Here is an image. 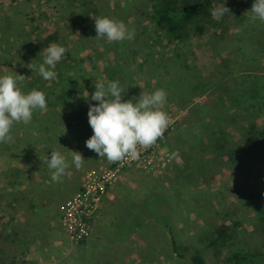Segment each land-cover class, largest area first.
<instances>
[{"label":"rangeland","instance_id":"obj_1","mask_svg":"<svg viewBox=\"0 0 264 264\" xmlns=\"http://www.w3.org/2000/svg\"><path fill=\"white\" fill-rule=\"evenodd\" d=\"M160 1L0 0V75H24L21 91L46 99L0 143V233L15 264H189L173 242L214 264L234 255L264 264V23L251 19L253 0H214L211 13L229 12L178 39L153 19ZM97 16L123 21L134 38L95 37ZM50 43L66 52L45 81L29 66ZM108 80L122 99L166 91L169 123L153 157L121 164L85 147L82 95ZM53 149L69 160L79 151L81 168L54 182L41 161ZM221 225L226 245L207 249Z\"/></svg>","mask_w":264,"mask_h":264},{"label":"clouds","instance_id":"obj_2","mask_svg":"<svg viewBox=\"0 0 264 264\" xmlns=\"http://www.w3.org/2000/svg\"><path fill=\"white\" fill-rule=\"evenodd\" d=\"M250 11L251 19L264 23V0H253ZM229 12L225 6L212 11L213 16H223ZM96 36L108 41L131 40L134 31L127 28L123 21L108 16L94 18ZM65 48L50 43L44 48L42 62L35 67L29 66L45 81L54 80L57 76L56 64L65 55ZM24 75H0V143L10 142V128L13 122L28 123L33 110H46L45 93L31 89L22 92L19 82ZM124 88L118 80L94 83V90L82 95L87 103V121L92 134L85 139V147L98 157L109 162L119 161L124 157L137 159V145L145 149L154 144L168 126L169 117L162 110L166 103L167 93L163 88L151 92L141 91L135 98L122 99ZM95 102V103H93ZM41 160V159H40ZM84 158L79 151H71L70 160L59 150L49 151L42 163L51 170L54 182L58 181L69 165L80 169Z\"/></svg>","mask_w":264,"mask_h":264},{"label":"trees","instance_id":"obj_3","mask_svg":"<svg viewBox=\"0 0 264 264\" xmlns=\"http://www.w3.org/2000/svg\"><path fill=\"white\" fill-rule=\"evenodd\" d=\"M214 0H161L154 10V21L158 27L166 30L169 34L180 39L182 32L188 25L194 24V30L197 34L203 35L205 24L203 22L211 19V8ZM197 21V22H196ZM196 22V24H195ZM192 26V25H191ZM257 137L264 140V127L259 129ZM229 228L221 225L215 229V236L208 240L207 249L225 246L229 239ZM83 243V239L80 240ZM12 240L9 236L0 233V264H15L14 250H11ZM10 249V252H9ZM173 251L179 258H184L189 254V264H214L208 261L204 252L200 248L191 246L177 245L173 242ZM186 252V253H184ZM216 259H218L216 257ZM245 257L234 255L228 262L233 264H245Z\"/></svg>","mask_w":264,"mask_h":264},{"label":"built area","instance_id":"obj_4","mask_svg":"<svg viewBox=\"0 0 264 264\" xmlns=\"http://www.w3.org/2000/svg\"><path fill=\"white\" fill-rule=\"evenodd\" d=\"M160 137H162V135L160 136ZM159 139V138H158ZM158 139L156 140V142L154 143V146L153 145H150V146H148L146 149L143 147V146H139V145H137V149H138V151H139V157L137 158V159H131V160H128L127 158H129V157H124V158H122L123 160H122V162H121V164H124V163H128V162H132V163H140V162H142V159H146V158H148V157H150V156H154L155 154H157L160 150H159V143L160 142H158ZM156 144H158V146H157V148L155 147V145ZM154 150V153L153 154H151L152 153V151ZM120 161H118V163H119ZM117 163V164H118ZM116 166V165H115ZM115 166H114V168H115ZM113 169V168H112ZM111 173V172H110ZM114 174V173H113ZM105 179H103L102 181H104ZM106 181V180H105ZM102 186L101 185H99V188H101ZM96 191H97V188L95 187V192H94V195H95V193H96ZM85 225V224H84ZM81 230H82V228H81ZM83 231V230H82Z\"/></svg>","mask_w":264,"mask_h":264},{"label":"crops","instance_id":"obj_5","mask_svg":"<svg viewBox=\"0 0 264 264\" xmlns=\"http://www.w3.org/2000/svg\"><path fill=\"white\" fill-rule=\"evenodd\" d=\"M98 223V222H97ZM97 223H95V224H97Z\"/></svg>","mask_w":264,"mask_h":264}]
</instances>
